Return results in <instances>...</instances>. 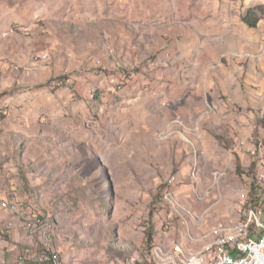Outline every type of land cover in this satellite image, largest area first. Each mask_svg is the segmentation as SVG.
<instances>
[{
  "label": "rangeland",
  "instance_id": "rangeland-1",
  "mask_svg": "<svg viewBox=\"0 0 264 264\" xmlns=\"http://www.w3.org/2000/svg\"><path fill=\"white\" fill-rule=\"evenodd\" d=\"M78 1L82 4L81 14L84 16L87 8L92 22L118 21L122 23V30L126 27L134 36L152 37V33L158 32L174 37L177 49L188 46L192 56L186 57L184 53L171 58L166 54L165 61L171 67L191 59L183 73L191 84L199 86L201 94L199 97L198 93L193 94L196 105L187 113L191 123L172 108L175 96L170 87L162 84L165 77L160 71L154 73L155 67L147 65L144 69L140 68L142 65H120L116 70L122 72L121 79L134 86L122 87L127 89L124 95L128 100L121 108L116 106L113 115L91 113L78 130L54 128L23 132L9 146L2 147L0 166L15 178L12 187L19 184L11 189L18 192V212L25 214V218L38 216L44 223L42 235L35 234L42 258L47 256L42 243L48 237L63 264H150L152 246L169 243L162 244L164 220L170 211L173 218L179 217L170 206L159 203L163 186L170 178L178 188V195L173 194L181 205L189 209L183 202L189 205L191 195L196 199L197 211L201 213L195 217L200 224L206 214L210 223H229L218 222L213 228L219 223L231 226L240 222L245 210L252 206L246 203L244 212L240 209L245 199L244 188L258 172L256 155H237L239 136L234 145L233 140L239 131L228 127L205 130V143L200 146L197 128L201 119L211 114L205 105V96L210 106L227 98L226 93L215 87H210L214 96L205 95V61L208 64L218 61L230 67L229 58L233 57L241 67L255 62L259 68L257 61L264 59V48H258L264 39V11L257 12L260 20L254 29L241 21V15L248 9L264 7V0ZM139 19L143 27L138 25ZM252 31H258L256 39L245 38L244 32ZM241 34L244 38L239 39ZM248 41L258 45L253 50H238L239 42L246 46ZM156 58L150 62L154 64ZM242 70L243 74L247 71ZM169 74L175 75L177 71ZM256 81L253 78L249 84L242 80V104L228 106L229 112H237L241 117L243 127L252 123L250 130L241 133L246 141L250 136L251 147L264 142V105L243 102L251 90L247 84L257 88L255 100H264L261 91L264 74ZM192 89L194 92L195 87ZM232 92L231 88V95ZM138 96L149 100L146 106L149 112H145L151 124L148 134H143L147 126L141 118L144 104L135 101ZM185 96L181 94L176 103L191 100ZM195 108L199 109L197 113ZM162 117L169 121L166 125L160 120ZM257 160L260 165L264 161V144ZM197 177L199 184L193 182ZM184 225L182 233L187 238Z\"/></svg>",
  "mask_w": 264,
  "mask_h": 264
},
{
  "label": "crops",
  "instance_id": "crops-1",
  "mask_svg": "<svg viewBox=\"0 0 264 264\" xmlns=\"http://www.w3.org/2000/svg\"><path fill=\"white\" fill-rule=\"evenodd\" d=\"M81 5L78 0H0V131L2 134L0 150L3 146H9L10 141L17 139L23 132L54 128L78 130L83 120L91 113L105 117L113 115L115 107L121 108L128 100V97L124 95L127 89L122 87L132 84L121 79L122 72L116 70L120 65L127 64L142 65L139 67L143 69L146 65L150 68L155 67L154 73L157 74L160 71L165 77L162 84L170 87L172 95L175 96L172 108L185 120L189 119V122L193 123L187 113L192 112L191 108L196 105L192 98L193 94L198 93L197 97H199L201 92L199 86L191 84L183 73L190 66L188 63L191 59L187 58L185 62L176 63L171 67L165 61L166 54L172 58L185 53L186 57H189L192 56V50L188 46L177 49L178 44L174 37H167L158 32L152 33V37L146 34L143 37H137L132 35L133 32L126 30V27L122 30V23L118 21L116 23L92 22L87 15V8L84 16L81 14ZM142 7L144 9V6ZM140 20L138 25L143 27ZM16 24L22 28H28L30 33L28 35L9 34L5 37L2 35L10 26ZM244 33L245 38L252 36L251 39H256L258 31ZM238 37L244 38V34ZM225 38L226 35L221 36V39ZM254 43L248 41L245 43L246 46H243L239 42L237 47L238 50H253L258 45V42L256 46ZM165 46H167L166 49H164ZM259 47L264 48V39L263 43H259ZM211 53L214 55L215 52L211 51ZM43 54H47L48 58L34 61V56ZM150 55L157 56V62L152 64L150 60L155 57L149 58ZM257 62L259 68L255 67V62H249L241 67L238 61L236 64L233 57L229 58L230 67H225L218 61L211 64L205 61V95L207 93L214 96L215 93L210 87H215L226 93L227 98L216 102H213L212 98L213 104L210 106L205 96V105L210 108L211 114L201 119L200 126L197 128L200 146L205 143V130L228 127L229 130L239 131L234 137L233 145L236 138L242 136V130H250L252 123H247L243 127L241 117L237 112H229L228 106L232 107L236 102H239V105L242 104V80L250 84L253 78L256 81L263 76L264 59ZM244 68L247 70L245 74L242 72ZM175 71L177 74H169ZM249 84L247 85L251 90L249 89L248 99L243 101L244 104L255 103V106L260 104L262 107L264 100L254 99L257 88ZM189 87H195V91L191 92L193 89L189 90ZM231 88L233 95H231ZM142 90L145 88L143 87ZM261 91L264 95V88ZM183 93L191 100H185L184 104L176 103ZM143 97L144 100L138 96L135 101L144 104L141 118H144L143 122L147 127L143 134H148L151 133L148 128L151 124L145 112H149L146 107L149 100L146 96ZM166 105H168L167 102ZM198 110L195 108L196 113ZM226 114L228 116L224 118ZM160 120H163L165 125L169 122L164 117ZM251 120H254L253 115ZM249 140L250 136L246 141L250 146ZM195 145L198 149L200 148L196 142ZM6 182L8 184H5ZM14 182L15 178L12 174L2 170L0 166V197L17 203L18 192L15 189L19 184L14 185L15 189L11 190ZM193 182L198 183V177ZM173 190L178 195L177 186ZM189 200V205L183 203L189 209L191 208L190 210L187 208L191 214L199 217L200 214L197 213L201 212L197 211L199 205L196 199L191 195ZM24 215L13 214L0 208V264H41L43 253L38 250L35 235L26 230ZM207 219L208 214L201 224L199 220L197 222L189 219L187 226L183 218H173L168 215L163 222V226L165 225L168 231L162 228L165 235V241L162 244L169 243L163 247L179 243L186 250H199L205 243L215 239L217 234L214 230L217 226L213 227L218 222L229 224L224 221L210 223ZM238 222L231 223L235 225ZM183 224L187 229V238L182 233ZM159 225L161 226V222ZM188 233H191L193 240ZM202 233L205 234L202 235Z\"/></svg>",
  "mask_w": 264,
  "mask_h": 264
},
{
  "label": "built area",
  "instance_id": "built-area-1",
  "mask_svg": "<svg viewBox=\"0 0 264 264\" xmlns=\"http://www.w3.org/2000/svg\"><path fill=\"white\" fill-rule=\"evenodd\" d=\"M26 29L28 28H23V30ZM21 32L23 33V31ZM237 142L238 152L236 154L244 157L256 155V163H258V172L244 188L245 199L240 209L244 212L246 203H255V209H260L261 213H264V170H260V160H257V153H262V144L264 142H261L258 147H251L246 143V136H239ZM173 188V178L167 179L160 194L164 195L165 191H172L173 193ZM0 208L6 209L13 214L20 213L18 212L17 203H12L1 197ZM171 216H174L172 211L169 213V217ZM23 219L24 226L30 234L42 235L44 223L38 216L23 217ZM240 225L241 223H238L236 227ZM245 233H250V241L240 242L238 239L235 242V249H227V246H222L221 250L215 251V259L202 260L200 263L194 264H264V221H259V217H255L250 226H248V232ZM42 247L47 248V258H42L41 264H63L59 261V253L55 247L48 246V237H44ZM182 264L187 263L183 260Z\"/></svg>",
  "mask_w": 264,
  "mask_h": 264
},
{
  "label": "bare ground",
  "instance_id": "bare-ground-1",
  "mask_svg": "<svg viewBox=\"0 0 264 264\" xmlns=\"http://www.w3.org/2000/svg\"><path fill=\"white\" fill-rule=\"evenodd\" d=\"M21 31H23V33ZM17 33L28 35L30 32L27 29L23 30L22 26L16 24L10 26L8 31L2 35L5 37L9 34ZM248 55L253 57L252 54ZM47 58V54L33 57L34 61ZM260 170H264V161H262L260 165ZM159 203L162 206H170L176 215L185 220L187 226L189 224V219H191V221H198V218H195L186 207L180 204L172 191H165L164 195H161ZM260 214L263 215L261 216ZM255 217H259V221H264V213H261L260 209H255V206L252 205L245 210L242 220L238 222L241 223L240 226L236 227L238 223L231 226H223L219 223L214 230V233L217 234L215 239L209 243H205V245L199 250H186L178 243H173L168 247H163L157 244L153 245L151 249L150 264H182L183 260H185L187 264H194L200 263L202 260L215 259V251L221 250L222 246H227V249H235V242L238 239L240 242L250 241V233L245 232H248V226H250ZM188 235L193 240L191 233H188ZM48 246L52 247V244L48 242ZM45 251L47 252V248H45Z\"/></svg>",
  "mask_w": 264,
  "mask_h": 264
},
{
  "label": "trees",
  "instance_id": "trees-1",
  "mask_svg": "<svg viewBox=\"0 0 264 264\" xmlns=\"http://www.w3.org/2000/svg\"><path fill=\"white\" fill-rule=\"evenodd\" d=\"M253 9H248L244 14L241 15V21L243 22L244 25H246L248 28L254 29L256 28L260 18L258 17L257 12L264 11V7L256 8V10ZM264 203V200H263ZM253 206H255V203H251ZM261 216L263 214H260ZM153 247V246H152ZM152 249V248H151ZM44 251V250H43Z\"/></svg>",
  "mask_w": 264,
  "mask_h": 264
}]
</instances>
